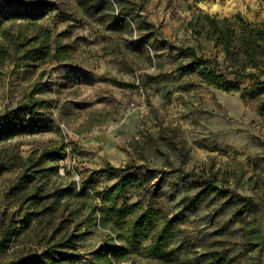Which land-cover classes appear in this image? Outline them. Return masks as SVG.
<instances>
[{
	"label": "rangeland",
	"instance_id": "obj_1",
	"mask_svg": "<svg viewBox=\"0 0 264 264\" xmlns=\"http://www.w3.org/2000/svg\"><path fill=\"white\" fill-rule=\"evenodd\" d=\"M108 1L118 26L77 0H0V45L8 49L0 67V115L23 107L36 88L34 97L43 101L33 111L35 132L17 134L0 151L25 158L54 143L68 147L65 159L45 162L47 170L33 174L27 188L40 197L36 208L18 186L21 169L0 171V240L15 230L0 246V262L64 242L75 256L66 264H81L79 258L109 242L129 249L119 264H218L217 258L250 264L259 252L244 240L248 227L246 216L236 214L238 200L194 196L207 179L229 183L234 196L259 203L247 219L264 235V111L245 91L249 79L225 91L197 75L180 76L177 67L186 60L166 42L196 46L189 22L199 14L262 23L264 0ZM109 164L117 170L100 172ZM121 168L138 180L103 200ZM66 187L71 196L56 194ZM104 206L177 219L185 234L176 239L187 236L186 242L166 248L163 258L148 239L129 243L105 226ZM33 209L39 215L28 225L18 222Z\"/></svg>",
	"mask_w": 264,
	"mask_h": 264
},
{
	"label": "trees",
	"instance_id": "obj_2",
	"mask_svg": "<svg viewBox=\"0 0 264 264\" xmlns=\"http://www.w3.org/2000/svg\"><path fill=\"white\" fill-rule=\"evenodd\" d=\"M79 6L88 13L98 16L103 22L109 23L110 27L118 26L120 18L108 11L112 8L108 0H77ZM31 9H34L32 7ZM14 16L13 14L11 15ZM191 29L190 36L196 41L197 45L177 46L167 40L171 51H177L179 58L185 59L186 63H182L177 67L180 76L197 75L200 83H206L225 91L239 89L241 83L249 79L252 81L250 88L245 90L251 97L257 99L258 107L264 111V22L254 23L246 21L241 17L228 18L218 15H196L189 22ZM66 47H61L56 52V58L62 59V51ZM209 51H206V50ZM8 49L0 45V67L7 58ZM207 56V58H205ZM41 88H36L29 93L28 99L21 108L6 111L0 115V144L7 142L17 134L34 133L36 120L33 111L43 104V101L34 97V94ZM28 105L32 107H27ZM25 113V114H23ZM27 119L24 121V118ZM30 125H23V124ZM67 144L56 143L44 146L40 152L36 149L23 158L17 154L9 153L8 149L0 151V171L7 168L21 169L22 174L18 179L19 187L23 194L29 193V199L34 200L35 208L38 207L40 197L37 192L28 190V185L32 183L33 174L46 171L42 168L45 162H56L67 157ZM122 172L118 175L119 180L108 191L103 200L112 201L111 195L113 191L124 193L128 186H132L138 180L132 172H128V168H121ZM116 171L117 167L109 164L108 168L101 169L100 172ZM216 178H210L205 181V185L195 194V201L205 197L208 194L223 196L225 198H235L236 214L246 216L247 231L244 234V240L252 251L258 250V258L250 257V264H264L261 256L264 251V235L261 230L248 221V216L256 214L259 211V203L253 197L241 196L230 189L229 183L218 185ZM72 189L66 187L57 191V195L61 197L71 196ZM84 195V193H82ZM79 196V193L74 195ZM134 207H128L123 211L111 209L104 206L101 209L103 223L105 226H113L117 230L119 238L126 240L124 235L129 237V241L133 242L139 239H148L153 247L154 253L165 258L168 253L164 250L171 245L184 246L187 236L181 241L176 238L184 235L175 227L177 219H170L161 216L157 219L156 213L147 210L142 214H133ZM36 209L29 210L23 214L18 222L28 225L30 221L39 215ZM129 219L125 220L126 216ZM13 236L15 230L2 234L0 246L6 247ZM67 243L49 242L41 251L32 250L26 256H20L9 261L0 262V264H66L67 261L75 262V256L69 250L65 249ZM129 249L111 243L103 244L98 249L92 251L87 258H79L81 264H119L121 261L127 260ZM215 258V257H214ZM223 258H217L218 264ZM229 261V260H227ZM248 262V263H249ZM247 264V263H245Z\"/></svg>",
	"mask_w": 264,
	"mask_h": 264
},
{
	"label": "built area",
	"instance_id": "obj_3",
	"mask_svg": "<svg viewBox=\"0 0 264 264\" xmlns=\"http://www.w3.org/2000/svg\"><path fill=\"white\" fill-rule=\"evenodd\" d=\"M131 106L134 108V107H135V103H134V102H132V103H131Z\"/></svg>",
	"mask_w": 264,
	"mask_h": 264
}]
</instances>
